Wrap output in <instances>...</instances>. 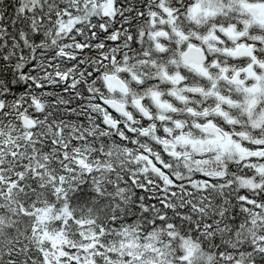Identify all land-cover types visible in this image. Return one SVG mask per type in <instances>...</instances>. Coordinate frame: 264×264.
<instances>
[{
    "label": "snow or ice",
    "instance_id": "obj_1",
    "mask_svg": "<svg viewBox=\"0 0 264 264\" xmlns=\"http://www.w3.org/2000/svg\"><path fill=\"white\" fill-rule=\"evenodd\" d=\"M0 264H264V0H0Z\"/></svg>",
    "mask_w": 264,
    "mask_h": 264
}]
</instances>
